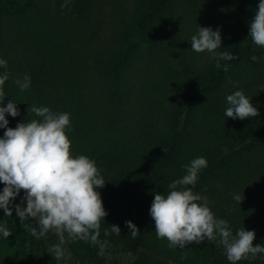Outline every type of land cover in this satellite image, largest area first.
Returning a JSON list of instances; mask_svg holds the SVG:
<instances>
[{
  "label": "trees",
  "instance_id": "1",
  "mask_svg": "<svg viewBox=\"0 0 264 264\" xmlns=\"http://www.w3.org/2000/svg\"><path fill=\"white\" fill-rule=\"evenodd\" d=\"M63 2L0 0V58L7 61L0 73L9 75L3 105L12 100L20 111L7 116L9 127L36 118L28 116L31 105L70 113L73 155L95 160L105 180L99 191L108 215L100 239L110 246L100 257L90 243L68 242L66 264H120V258L125 264H230L224 249L207 240L169 248L157 239L149 214L154 194H166L186 174L182 166L201 156L208 166L194 190L233 234L254 230V246L264 244V48L250 40L259 0H71L70 10L61 9ZM193 24L196 31L198 25L221 30L218 51L239 57L221 61L228 72L215 68L211 54L180 65L170 58ZM25 74L31 87L20 91L14 81ZM239 89L259 116L225 117L226 96ZM23 197L22 190L13 205ZM129 220L140 230L135 239ZM0 221L7 222L3 212ZM23 223L22 229L36 227L33 218ZM110 225L121 234L106 237ZM29 245L22 252L15 244L1 264L56 263L43 238L32 235ZM238 264H264V254Z\"/></svg>",
  "mask_w": 264,
  "mask_h": 264
},
{
  "label": "clouds",
  "instance_id": "2",
  "mask_svg": "<svg viewBox=\"0 0 264 264\" xmlns=\"http://www.w3.org/2000/svg\"><path fill=\"white\" fill-rule=\"evenodd\" d=\"M70 3L71 0H64L61 9L69 8ZM250 38L254 45L264 48V0H259L258 10L250 22ZM190 45L193 52L210 53L215 68L224 72H228L229 65L221 61L239 59L227 50L218 51L222 48L219 28L213 30L198 25ZM250 59L258 63L261 57L253 54ZM0 68H7L5 59L0 58ZM8 79L6 71L0 73V129H5L0 137V183L4 185L0 191V209L6 216H11L10 204L23 190L21 204L15 205L16 215L21 223L29 218L35 220L36 227L31 228L35 238H43L49 232L58 238L59 243H53L49 248L55 260L66 259L64 245L74 241L98 247V256L104 257L110 245L108 240L100 239L101 221L108 215L99 191L106 184L101 170L87 155H73L72 142L67 135L71 130L70 113L31 105L27 109L28 116L36 118L19 122L15 128L9 127L7 116L15 118L20 111L12 100L3 105L2 88ZM227 79L233 83L231 77ZM14 83L20 91H26L31 87V77L25 74ZM235 83L238 86L239 82ZM226 103L224 115L227 118L243 121L260 114L243 89L227 95ZM207 166L205 157L192 159L182 166L186 174L168 184L166 194H154L149 214L155 222L157 239L167 240L169 248L180 249L207 240L224 249L230 264L256 260L258 254H264V244L254 246L255 231L242 227L233 234L229 222L215 216L207 197L194 190L199 173ZM201 191H207V188ZM233 199L242 202L239 194H234ZM125 224L135 239L140 234L139 228L131 220ZM0 233L5 238L10 236L4 226H0ZM113 233L121 234L118 225H110L104 230L106 237Z\"/></svg>",
  "mask_w": 264,
  "mask_h": 264
},
{
  "label": "rangeland",
  "instance_id": "3",
  "mask_svg": "<svg viewBox=\"0 0 264 264\" xmlns=\"http://www.w3.org/2000/svg\"><path fill=\"white\" fill-rule=\"evenodd\" d=\"M125 1V0H123ZM104 5L108 8L109 4L107 1L104 2ZM102 9V7H101ZM197 25H187V28L184 32V37H181V43L179 46L173 45L170 49V58L177 64H181V60H184L183 63H186V59L189 57H192L194 61L200 62V61H205L208 58V53L207 51L202 52V53H196L191 51V45H190V40L193 35L197 33L196 31ZM13 202V201H12ZM10 207L13 209V214L9 217L7 216V222L3 223L1 225L0 221V226H4L8 229L10 232V236L8 238H5L2 233H0V264L7 258V252L11 251L12 248H14L15 244L19 247V250L22 252H25V250L29 249V244L31 241V228L32 227H26V228H20L21 224L24 225V223L20 222V218L16 215L15 212V206L13 203L10 204ZM0 212H3V209H0ZM5 214V213H4ZM6 216V215H5ZM13 219V220H12ZM15 220H19L20 223H16ZM12 226L14 228H12ZM21 238V241H20ZM17 239V240H16ZM45 243H47L48 246H51L53 243H59L58 238L51 232H49L45 237H43ZM66 249V259L56 261V263L53 264H66L68 261L69 257V245L68 242L64 245ZM6 254V255H5ZM120 264H125L126 259L125 258H120L119 259ZM44 264H49L46 260L43 262ZM176 264V263H173Z\"/></svg>",
  "mask_w": 264,
  "mask_h": 264
}]
</instances>
